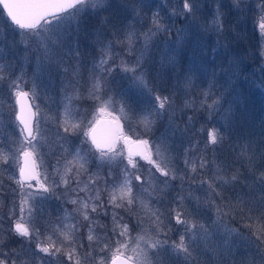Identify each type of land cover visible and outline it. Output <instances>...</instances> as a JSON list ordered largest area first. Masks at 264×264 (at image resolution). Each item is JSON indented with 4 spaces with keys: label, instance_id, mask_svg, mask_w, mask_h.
<instances>
[{
    "label": "snow or ice",
    "instance_id": "obj_1",
    "mask_svg": "<svg viewBox=\"0 0 264 264\" xmlns=\"http://www.w3.org/2000/svg\"><path fill=\"white\" fill-rule=\"evenodd\" d=\"M212 3V30L227 48L234 28L229 24L228 13L221 11L226 6L224 0ZM178 4L168 15L181 17L192 26L203 0H178ZM227 6L241 17L254 13L264 36V0H227ZM110 7L107 0H0V17L4 18L6 32L26 38L21 41L24 58L35 60L37 69L29 77L24 58L18 61L19 68L17 62H5L4 48L15 60L18 54L13 49L17 42L13 40L9 45L0 39V116L7 105L18 122L21 138L15 154L10 148L5 151L0 140V209L11 197L7 213L0 211V264H264V121L257 132L242 115H237V110L243 112L238 95L224 108V92L213 91L221 77L226 78L229 89L235 90L234 81L241 78L243 59L213 63L209 88L200 102L209 119L224 109L220 118L225 131L202 125L189 135L193 118L187 117L188 123L181 130L187 139L182 143V166L169 167L165 162V153L171 148L169 137L161 134L158 142H153L141 138V133L150 136L165 116L172 128L177 115L175 91L179 89L174 86L168 95L154 90L145 68V55L151 44L170 29L159 9L151 13V26L144 32H138L131 22L125 23L140 17L141 11L150 7V0H124L119 5L121 13L103 15ZM88 9L98 17L93 29L82 26L81 13L88 14ZM181 32L178 30L177 35ZM137 43L141 45L139 55L132 62L125 60L120 50L132 56ZM177 44V55L182 57L184 42L181 39ZM89 45L98 54L85 75L82 48ZM192 54L200 57V64L185 71V87L192 86L194 72H208L204 67L208 51L200 46ZM259 55L264 59V51ZM165 62L180 66L175 57H165ZM41 69L61 77L63 97L58 119L52 117L56 123L55 144L48 145L56 162L42 171L43 158L40 165L35 158L38 148L44 146L41 141L45 134L36 119L39 106L31 103L41 87L37 82ZM117 71L130 80L136 95L143 98L138 100L141 107L133 108L109 95L108 82ZM261 71L264 72V65ZM75 101H91L95 105L91 119L88 108ZM117 104L122 116L109 111ZM189 106L191 102L185 100L184 107ZM104 116L110 117L111 127L107 130H102L105 122L99 119ZM122 118L129 121L135 139L124 131ZM133 122L135 128L131 126ZM177 130L179 126L172 128L173 135ZM72 137H82L80 146L74 149L70 146ZM226 142L225 154L222 148ZM137 157L151 166L147 176L141 175ZM10 160L18 163V178L14 173L8 174ZM156 173L165 178L161 181L165 185L181 181L180 191L172 198L174 206L169 207L167 214L150 206L154 194L161 191ZM5 176L15 187L5 183ZM185 182L189 187L187 197L182 194ZM53 198L72 205V210L65 208V217L60 224L51 226L49 233L48 222H44V228L39 226L40 206ZM156 202L159 203L158 196ZM208 212L215 217L213 225L239 217L247 234L225 227L220 242H211L209 228L197 219ZM65 219L72 222L64 223ZM136 229L139 234L133 237ZM174 230L178 239L169 237ZM10 241L18 242L19 247H9ZM128 251L132 255H126Z\"/></svg>",
    "mask_w": 264,
    "mask_h": 264
},
{
    "label": "rangeland",
    "instance_id": "obj_2",
    "mask_svg": "<svg viewBox=\"0 0 264 264\" xmlns=\"http://www.w3.org/2000/svg\"><path fill=\"white\" fill-rule=\"evenodd\" d=\"M224 2L226 6L222 8L221 11L228 13L229 24L232 25L234 28L231 37H237H230V41L227 45V48L224 47V41L222 40V38L217 37L215 32L212 30L211 20L213 16V9L215 8V4L212 3V0H203V6L201 8V11L197 15V21L192 26H189L181 17H170L168 15V12L171 10V8L179 7L178 0H150V7L144 8L140 13V17L132 21H125V23L131 22L138 32H144L151 26L148 19L151 13L159 9L160 14L163 17V21L169 27L170 32L162 33L157 36L145 55V68L148 72V83L151 87H153L154 90H158L163 95H168L166 93H163L167 85L165 84V82H163L164 79H162V76L165 75V71H168L170 81L172 83L170 87V93L173 92L174 86L179 90H183V94L186 100L190 101L191 104L194 106H189V108L194 109L196 107L195 111H197L196 113L198 114L204 113V115H209L206 110H198L197 106H200V102L203 98V93L209 88V83L211 80L210 70L213 63L220 64L221 62H224L226 64L227 59H232L236 57L242 58L243 64L241 65V78L237 81H234L235 90L233 91L229 89V86L225 84V79L221 81V83H219L220 85L217 87L220 88V91L224 92V108H227L228 102L237 98V95L240 104L244 99L243 95H249L251 93L262 98V103L264 105V72L261 71V66L264 65V59H261L259 55L261 51H264V36L261 35L258 19L256 15L251 12L247 13L242 17L238 16L234 11L230 12L229 7L227 6V0H224ZM107 3L112 5V7L109 8L108 12L103 13V15H115L122 12V8L119 7V5H122L124 3V0H107ZM87 13L88 14L81 13L82 26H86L89 29H93L98 23V17L91 14V9H88ZM4 15L6 16V13ZM3 19V17H0V39L5 40V42L9 45L13 40H15L17 42V46L13 49V51L18 54L15 60H13L11 52H9V49L5 47L3 51V54L6 57L5 62H17V68H19L18 61L24 58V44L21 43V41L26 38L20 35H14L12 33L6 32L3 24ZM181 29L183 30V32H181L180 36H178L177 32ZM181 39L183 40L185 45L183 49L184 55L182 57L177 55V53L180 51L177 41ZM200 46H203L208 51V56L205 58L207 60V63L204 65V67L208 69V72H194L192 75V86L185 87L183 81L185 71L189 67L196 68L200 64V57H193L192 54L193 49H196ZM173 49H175V51H173ZM212 49H216V52L213 53ZM82 50L85 53L84 59L86 62V66L83 71L84 74L87 75V70L91 67V62L98 53L95 47L92 45H89L87 48H82ZM140 51L141 45L137 43L132 56L124 54L122 50H120V55L125 60L132 62L136 59V56L139 55ZM153 52L162 55H156L153 54ZM165 57H175L179 61L180 66L173 67L171 64L166 63ZM158 59L161 61L159 64H157L156 62ZM24 63L27 66V74L29 77H31L33 72L37 70L35 60L29 62L28 59L24 58ZM117 63H119V60H117ZM158 67L163 73L162 76L156 75L158 73ZM172 70L174 71V75L172 74ZM161 71L159 73H161ZM175 71H177V73ZM60 80L61 77L56 73H49L47 69H41L40 80L37 81L41 84V87L37 90V96L32 101L34 105L39 106L40 112L37 115L36 119L39 121L40 129L45 134V139L41 141L44 146L38 148V155L35 158V161L38 165L41 164V157L43 158L42 166L40 168L41 171L43 170V167H47L49 165L54 164L57 158L56 156L52 155L48 145L52 144L54 146L56 139V123L53 121L52 117H57L58 119V114L62 111L61 105L63 103V97L60 91ZM202 81H205V86L204 82L202 85ZM248 82H251L253 84L252 90L247 89ZM198 86H202V88L204 89H199ZM108 87L110 89L109 95L114 96L121 103L127 104L128 102L126 103L125 99H130L132 103H138V100L143 99L136 95V90L132 87L130 80L126 79L124 74L120 73L119 71L113 73V76L109 79ZM217 90L218 89H213L214 92H216ZM177 91H175V94ZM196 92L201 95L199 98H197ZM134 98H136L137 101L133 100ZM193 101H195V103ZM208 102H211V100H209ZM74 103L82 104L83 107L88 108L89 119L92 118L91 114L95 110V105L91 101H75ZM176 107L177 111L179 112V110L182 109L184 105H181L176 102ZM233 107L235 109L236 106L234 105ZM223 110L224 109L222 108L220 112L215 113L217 119L215 121V124H224V121L220 118ZM109 111H111L114 115H123L119 111V104L110 108ZM190 112L191 111L186 112L187 115ZM122 121L124 124V131L126 132L125 124L129 123V121L123 118ZM133 124L135 125L134 122ZM20 139L21 138L18 132V122L15 121V115L12 110L9 109L7 105H5L3 115L0 116V140H3V142L6 141L4 144V150L8 151V149L10 148L12 150V153L15 154L16 150L20 147ZM81 139L82 137H72V143L70 146L73 149L80 146ZM149 139L153 142H158V138L156 137L155 140V136ZM136 159L141 165V175L147 176V169L151 166L148 165L146 161L140 160L138 157ZM166 159L167 158L165 153V162L168 163L169 167H173V164H169V161ZM10 164L11 167L8 168V174H10V170L11 173L17 174L19 176L18 163L10 160ZM48 170L51 171V168L49 167ZM116 171L118 172V169ZM156 177H158V179L156 180V184L158 188H160V190L169 189L173 185H178V182L179 184H181V181L177 179L165 185L161 183V181L165 179L164 177L159 176V173H156ZM180 187L181 185L177 188L179 189V191ZM185 192H187L188 194L189 189ZM195 194L200 196L204 195L203 192H196ZM156 196L158 195L154 194L150 206L158 207L161 212H164L163 207H165L169 201L167 202V199L165 198L164 202H161V200L159 199V203H157ZM4 204L7 203L5 202ZM8 207H6L7 209L2 208L0 209V211L6 214L8 211ZM40 207L41 223L39 226L44 228V222H48L47 230L49 233L52 231L51 226L60 224L62 218L65 217L66 213L64 209L66 208L68 212H71L72 210V205H65L61 201H58L54 198L44 202ZM53 208H56L60 211V214L57 218L51 216L52 213L49 214V212L52 211ZM207 215L203 214L200 217H197V219H200L205 224V226L209 228V232L212 233L211 242H220V238L223 236L225 227L235 229L232 225L234 223L232 219H225L223 224L213 225L212 220L215 219L214 215H212V213L210 217H208ZM63 222L71 223L72 221L65 219ZM179 227L180 226H177V228ZM180 230L182 231L183 229L181 228ZM139 231V229L133 231L132 236H137L139 234ZM169 237L171 239H178V235L175 230L169 232ZM41 239H43V236L41 237ZM211 242L209 244V247L212 246ZM9 247H19V244L18 242L10 241ZM126 255H132L131 251H128ZM36 264H39V262L37 261ZM67 264H71V262H67ZM173 264H179V262L174 261Z\"/></svg>",
    "mask_w": 264,
    "mask_h": 264
},
{
    "label": "trees",
    "instance_id": "obj_3",
    "mask_svg": "<svg viewBox=\"0 0 264 264\" xmlns=\"http://www.w3.org/2000/svg\"><path fill=\"white\" fill-rule=\"evenodd\" d=\"M153 54L160 55V56L162 55V54H158V53H155V52H153ZM156 62H157V64H159L161 61L158 59ZM160 71H161V69L159 68L158 69V73L156 75H158V76L161 75L162 76L163 73H162V71H161V73H159ZM175 72L177 73V71H175ZM172 74L174 75V71L173 70H172ZM222 78L223 77L219 78L216 81L217 87L220 85L219 83H221V81L226 79V78H223V79ZM162 79H164L163 82H165V84L167 85L163 93L169 94L170 93V87H171L172 83L170 81V76H169V72L168 71H165V75L162 76ZM203 82H204V86H205V81H202V85H203ZM198 88L199 89H204V88H202V86H198ZM252 88H253V84L251 82H248L247 89L248 90H252ZM216 89L219 90L220 88H216ZM171 91H172V89H171ZM183 93H184L183 90H179L175 94L176 102H178L181 105H184V101L186 100V98H185ZM196 94H197V98H199L201 96L198 92H196ZM243 98L244 99L242 100V102L240 101L241 103L239 104V108L242 109L243 112L237 110V115H242L244 117V119L248 122V124L252 128H254L257 132H259L261 130V122L264 121V105L262 103L263 102L262 98H260L259 96L255 95L253 93H251L249 95L245 94V95H243ZM133 100L137 101L136 98H134ZM125 102L126 103L128 102L127 104H131L133 108L141 107L140 103H137V102L132 103L130 101V99H128V100L125 99ZM193 102L195 103V101H193ZM208 103H211V102H208ZM190 107H194V106L192 105ZM197 107H198V110L201 109L200 106H197ZM195 110H196V107L194 109L193 108H189V107H183L181 112H180V110H179V112L177 111V115L175 117L176 119H174V124L172 126V128H175L176 126H179V130H177L175 132V135H173L172 128L169 127L168 117L167 116H165L163 118V120H161L158 123L155 131L150 136L146 137V136H144L141 133V138H152V137L155 136V140H156V137L159 138L161 136V134H165V135H167L169 137V143L171 144V148L169 149L168 152H166V158H167L166 160L169 161V164L170 163L173 164V167L182 166V160H183L182 143H186L187 139L185 137H182L181 130L188 123L187 117L191 116L193 118V120H192L193 127H192L191 132L189 133V135H191V133H194L198 129H200L202 125H207V128H209V129L212 128L213 126H215L217 128H220L221 131H225V129L222 127V124H220V123L215 124V121L217 120L215 114H213L211 116V118L209 119V115H207V114L204 115V113L198 114V113H196L197 111H195ZM189 111H191V112L187 115L186 112H189ZM125 126H126L125 127L126 128V132L129 135H133V138H136V136L130 131L129 123H126ZM131 126L133 128H135L134 124L131 125ZM197 138H201V137H197ZM5 142L6 141H4V144H5ZM227 150H228V142H226L225 145L222 148V151L225 154L227 153ZM217 155H219V153ZM209 158H211V157H209ZM229 159H231V158H229ZM236 166L238 167V165H236ZM9 172H10V174H13V173H11L10 170H9ZM15 175L18 177L17 174H15ZM4 178H5V183L6 184L11 185L12 187H15V184H13L12 181L6 179V176ZM180 185L181 184H179V182H178V185H173L174 187L171 186V188L166 189V190L162 189L158 194H156V195H158V197L161 200V202H164L165 198L167 199V202L169 201L166 204V206L163 207L165 214H167L166 211H168L169 207L173 206L172 198L177 194V192H179V189H177V188ZM183 188H184L185 191L189 189L187 182H185V184L183 185ZM163 191H165V192H163ZM185 191H183L182 194L187 197L188 194ZM10 199H11V197H9V200ZM9 200L5 201L7 204H4L3 208L7 209L6 207H8ZM50 213H52L51 216L57 218L59 216V214H60V211L58 209H56V208H53L52 211L49 212V214ZM206 215L208 217H210L211 213L208 212V213H206ZM232 221L234 222L232 225L234 226L235 229H238L239 231H243V232H245L247 234L248 230L244 228L243 222L240 221L239 217H237L234 220L232 219ZM86 242L87 241L85 240V243Z\"/></svg>",
    "mask_w": 264,
    "mask_h": 264
},
{
    "label": "water",
    "instance_id": "obj_4",
    "mask_svg": "<svg viewBox=\"0 0 264 264\" xmlns=\"http://www.w3.org/2000/svg\"><path fill=\"white\" fill-rule=\"evenodd\" d=\"M6 13V12H5ZM31 103L33 104V102L31 101ZM34 105V104H33ZM33 111H35V107H33V109H32ZM99 119H102L105 123H103L102 125H101V128H102V130H107V129H109L110 127H111V123H110V117H108V116H104V117H99ZM121 123L123 124V121H122V119H121ZM123 128H124V124H123ZM135 139V138H134ZM36 162V161H35ZM30 163H31V161H30Z\"/></svg>",
    "mask_w": 264,
    "mask_h": 264
}]
</instances>
